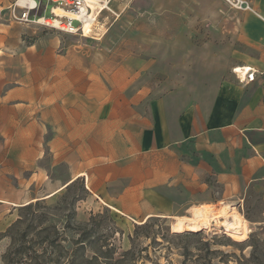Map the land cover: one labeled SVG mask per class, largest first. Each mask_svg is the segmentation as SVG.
<instances>
[{"label":"crops","instance_id":"0c3cea01","mask_svg":"<svg viewBox=\"0 0 264 264\" xmlns=\"http://www.w3.org/2000/svg\"><path fill=\"white\" fill-rule=\"evenodd\" d=\"M242 1L248 9L230 7L228 27L240 47L232 72L207 108L187 107L173 123L163 101L138 113L131 95L105 89L100 74L34 45L27 48L35 54L31 68L27 60L19 74L1 66L0 89L15 86L0 93V136L18 146L15 168L0 170L2 206L42 198H27L32 186L44 184L52 195L79 179L90 196L132 221L201 215L207 223H244L246 200L259 194L264 204V0ZM99 2L91 9L106 8ZM234 68H249L254 79L240 81L246 71ZM44 147L48 168L38 166ZM58 167L64 173L50 178Z\"/></svg>","mask_w":264,"mask_h":264},{"label":"rangeland","instance_id":"374dc122","mask_svg":"<svg viewBox=\"0 0 264 264\" xmlns=\"http://www.w3.org/2000/svg\"><path fill=\"white\" fill-rule=\"evenodd\" d=\"M19 1L0 0V68L5 73L31 68L35 54L27 48L34 45L38 52L71 58L75 69L100 74L105 89L117 87L126 98L131 95L138 113L146 115L152 103L163 101L172 123L187 107L209 106L232 72L233 52L240 49L228 27L233 10L223 0H101L106 8L88 10L95 21L85 35L76 21L68 31L39 23L55 18L56 7L48 0H32L34 10ZM14 86L6 84L0 93ZM5 141L0 136V170L15 168L11 159L18 151ZM48 154L44 147L38 166L48 168ZM63 173L58 167L49 177ZM68 185L52 195L44 184L32 186L27 198H42L16 206L0 203V264H264L259 194L244 203L242 228L227 231L216 221L177 233L176 219L132 221L82 191L78 182L69 191ZM3 191L0 186V198ZM29 203L31 209L21 208Z\"/></svg>","mask_w":264,"mask_h":264},{"label":"bare ground","instance_id":"6f19581e","mask_svg":"<svg viewBox=\"0 0 264 264\" xmlns=\"http://www.w3.org/2000/svg\"><path fill=\"white\" fill-rule=\"evenodd\" d=\"M87 1L89 2V3L87 2L89 5V6H87V7H89V10H91V7L93 8V4L97 3V0H87ZM27 3L30 5V8H33L35 5V2L32 0H30V1L29 0H27V1L26 0H20L18 2V4L21 6L28 5ZM104 8H102V9H104ZM53 14H54L55 18L54 17L52 19L50 18L47 21L40 19L38 22L42 23L44 21V24H48L50 26L57 27V26H59V23H60L59 18H63L64 16H67L74 21L82 19L83 20L82 29H83L84 34H87L90 32L91 25L95 21V17H93V15L91 13L89 14V11H88L85 19L83 17L77 16L75 14L66 13L63 10L58 9V8H53ZM237 70H239L238 72H242V73L244 71H246V70H240V69H237ZM237 70H235V72H237ZM195 215L197 216V214H195ZM206 224H207L206 217L205 216L202 217L201 215H198L197 217H195V219L189 220L188 222H185L181 219L176 220V224L173 225V229H174V232L176 231L177 233L182 231L184 228L185 229L188 228V229L194 231V230H198V229L202 228ZM239 224H240V226H239L240 228H242L244 226V223L241 221H239V223L237 225H239ZM235 225L236 224H230L229 222H226V221H223L220 223V226L227 231L238 229V227H234Z\"/></svg>","mask_w":264,"mask_h":264},{"label":"built area","instance_id":"2783aa9c","mask_svg":"<svg viewBox=\"0 0 264 264\" xmlns=\"http://www.w3.org/2000/svg\"><path fill=\"white\" fill-rule=\"evenodd\" d=\"M54 7L61 9L67 13L70 14H75L77 16L83 17L85 19L88 10H89V6L88 3L85 0H48ZM225 1V3L229 6L232 7L234 9H248L249 6L247 5L246 2L242 1V0H223ZM36 5V3H35ZM33 8H30L31 10H34L35 8H37V6ZM28 6L30 7V5L28 4ZM53 10V9H52ZM90 14V12H89ZM28 17V13H23L22 14V19H26ZM62 18H59V28L61 30H65L68 31L69 29L72 30L73 27V21L72 19H70L67 16L63 17V20L65 22L61 21ZM78 24L82 25L83 24V20H77L76 21ZM244 70H246V73L244 76H240L239 80L240 81H252L254 79V74L250 73V69L249 68H242ZM236 68L233 69V72H235ZM238 74V73H236Z\"/></svg>","mask_w":264,"mask_h":264},{"label":"trees","instance_id":"16d2710c","mask_svg":"<svg viewBox=\"0 0 264 264\" xmlns=\"http://www.w3.org/2000/svg\"><path fill=\"white\" fill-rule=\"evenodd\" d=\"M76 182H78L79 183V185H80V189L82 190V191H84L85 193H88L87 191H86V189L84 188V185H83V182L82 181H80L79 179H77V180H75L74 182H72L71 184H69L66 188H67V191H69V187L73 184V183H76ZM76 199H79V197H77ZM38 202V201H37ZM36 202V203H37ZM36 203H35V205H36ZM34 206V204H32V203H29V204H27V205H25V206H23V207H21L22 209H26V210H28V209H31L32 207ZM12 247H14V245L12 246Z\"/></svg>","mask_w":264,"mask_h":264}]
</instances>
